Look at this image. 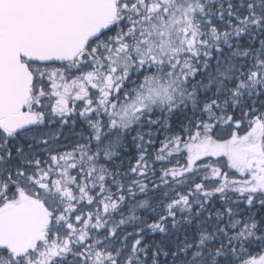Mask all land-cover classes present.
I'll list each match as a JSON object with an SVG mask.
<instances>
[{"label":"snow or ice","instance_id":"1","mask_svg":"<svg viewBox=\"0 0 264 264\" xmlns=\"http://www.w3.org/2000/svg\"><path fill=\"white\" fill-rule=\"evenodd\" d=\"M0 264H264V0H0Z\"/></svg>","mask_w":264,"mask_h":264}]
</instances>
